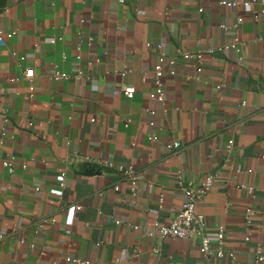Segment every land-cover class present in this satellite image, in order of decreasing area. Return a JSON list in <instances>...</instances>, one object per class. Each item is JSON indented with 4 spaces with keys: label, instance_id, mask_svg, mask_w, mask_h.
<instances>
[{
    "label": "crops",
    "instance_id": "1",
    "mask_svg": "<svg viewBox=\"0 0 264 264\" xmlns=\"http://www.w3.org/2000/svg\"><path fill=\"white\" fill-rule=\"evenodd\" d=\"M238 15V31L220 26ZM10 29L16 32L0 42V111L7 106L10 117L5 123L0 116V230L7 233L0 264H81L67 255L113 264H264L255 255L256 244L264 246V14L219 0H0V36ZM236 32L238 47L207 49ZM52 34L63 37L52 42ZM80 36L91 40L82 55L93 61V77H49L52 62L73 69ZM147 40L170 54L201 52L200 77L194 56L177 55L176 72L164 74L166 108L148 95L154 83L144 72L158 50ZM16 53L25 54L21 64ZM26 66L35 68L32 81ZM128 83L132 97L123 89ZM147 105L156 109L154 125ZM174 140L182 142L177 150L166 145ZM8 154L16 156L13 172L1 161ZM101 157L134 163L137 192L113 167L96 165ZM210 171L216 179L198 208L212 238L225 226L234 258H205L198 236L149 232L180 208L179 179L199 182ZM47 214L56 221L37 227Z\"/></svg>",
    "mask_w": 264,
    "mask_h": 264
},
{
    "label": "built area",
    "instance_id": "2",
    "mask_svg": "<svg viewBox=\"0 0 264 264\" xmlns=\"http://www.w3.org/2000/svg\"><path fill=\"white\" fill-rule=\"evenodd\" d=\"M219 2L226 6H240L244 11L253 12L255 15L264 14V0H219ZM199 9L202 10L203 6L200 5ZM82 21L85 18H81ZM242 23V16L238 15L233 20L232 23L227 24L225 22H221L220 26L226 28L232 26L236 31L239 30ZM16 32L15 29H10L5 31L0 36V42L4 43L5 38L7 36H11ZM62 35L52 34L50 36V40L55 42L56 40L62 38ZM91 40L80 36L75 44V58L73 69L71 71H64L57 67L56 62H52V66L49 70H46L45 73L51 78H70L74 77L75 79L82 78H92L94 73L92 71V60H84L82 55L83 43ZM241 42V38L236 32L233 39L227 43L221 44L219 46H209L207 49L211 52H214L218 49H224L229 47H238ZM146 45H154L158 50L157 59L151 68L144 72V77H151L154 83V88L149 91V97L157 99L161 101L166 108V97H165V84H164V74L166 72L173 74L176 72V62L178 61L177 55H182L184 57L194 56L197 59V63L195 64L193 75L195 77H200L202 73V66L199 63L201 58L200 51H191L185 48H177L178 54H170L168 53L164 47L163 43L160 41L153 42L151 40L146 41ZM17 58L19 63L21 64L25 58V54H17ZM63 57H66V52H63ZM85 63V64H84ZM35 75V68L33 66H26L24 68V76L32 81ZM16 76H10V79H16ZM221 83H218V86H221ZM124 92L127 96L132 97L135 92L134 84L128 83L124 85ZM145 111L147 113L148 121L151 125L155 124V120L153 118L156 109L150 105L145 106ZM0 116L2 120L6 123L10 120L9 110L7 106H3L0 111ZM94 119V117H91ZM130 117H127L125 123L128 124L130 121ZM30 123H33V120H30ZM150 139L157 138L156 133L149 134ZM182 142L180 140H174L168 142L166 145L171 150H177L181 147ZM234 148V139L230 138L227 142L226 153L227 159L229 155L232 153ZM2 164L7 168L9 172H13L16 169V156L14 154H8L1 158ZM96 165L100 167H113L117 173L120 175L122 179H126L130 185L132 193L137 192V182L139 179V171L134 163L127 162H114L110 158L101 157L96 158ZM22 166H26V162H22ZM216 179V172L210 171L205 177L199 182L187 181L184 182L182 179H179V184L184 193V198L181 203L180 208L175 211L174 215L167 223H161L158 220L155 221L154 227L149 231L151 234L155 231V228L159 229L161 235H172V236H181L184 238H192V237H200L199 248L201 253L205 258H209L212 255L223 256L228 254L231 258L235 257V252L231 248H226L224 245L225 236H226V228L223 224H219L217 226L216 235L214 238L210 236L208 233V220L205 216V213L198 208V202L201 197L205 196V194L212 187L213 183ZM61 185H64V181L60 182ZM240 186L245 187L248 192L253 193L255 189V185L250 182L241 181L239 183ZM41 187L40 184L36 185V188L39 189ZM114 187L119 189V183H115ZM82 206L81 203H75L76 208H80ZM264 210V208H263ZM255 213V209L253 206L249 205L246 208V221L249 228V223L251 221V216ZM56 221V217L54 215H43L37 221V227H42L46 223H52ZM119 222L120 220H116ZM67 232L70 231V228L66 229ZM7 233L3 230H0V238H3ZM246 238H249V234L246 235ZM31 245H34V241L30 242ZM255 255L256 258L260 261L264 260V246L262 243L258 242L255 246ZM66 261H75L83 264H113L109 260H100L95 259L92 260L89 257L81 256V255H67ZM17 264H25L23 261L18 262Z\"/></svg>",
    "mask_w": 264,
    "mask_h": 264
}]
</instances>
